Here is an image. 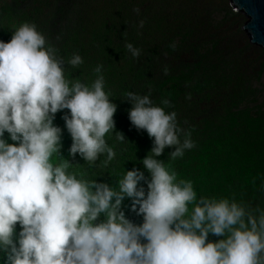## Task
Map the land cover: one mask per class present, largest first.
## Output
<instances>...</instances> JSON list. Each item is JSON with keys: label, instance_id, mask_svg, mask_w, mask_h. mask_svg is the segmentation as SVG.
<instances>
[{"label": "clouds", "instance_id": "obj_1", "mask_svg": "<svg viewBox=\"0 0 264 264\" xmlns=\"http://www.w3.org/2000/svg\"><path fill=\"white\" fill-rule=\"evenodd\" d=\"M125 47L140 56L132 43ZM58 53L31 22L15 27L8 42L0 40V264H264V208L234 197H198L191 179L157 159L166 147L176 160L196 145L177 113L165 110L170 101L155 104L151 89L124 98L131 124L152 138L151 154L141 161L150 178L133 168L109 184L70 171L80 164L60 153L55 114L68 110L62 115L72 141L68 155L78 154L89 167L104 157L106 168L116 157L106 135L114 132L117 106L105 90L102 65L91 83L69 79L67 67L84 60ZM125 197L141 223L126 217ZM210 233L221 238L208 240Z\"/></svg>", "mask_w": 264, "mask_h": 264}, {"label": "rangeland", "instance_id": "obj_2", "mask_svg": "<svg viewBox=\"0 0 264 264\" xmlns=\"http://www.w3.org/2000/svg\"><path fill=\"white\" fill-rule=\"evenodd\" d=\"M78 9L82 16L74 15ZM229 10L227 0H0V40L8 42L27 18L36 25L48 21L51 34L45 35L51 38L71 24L75 29L67 32L68 38L62 36L64 46L81 55L84 63L77 69L67 67L69 79L91 83L93 69L103 66L105 90L117 106L114 132L126 138L117 141L110 132L106 140L116 157L124 150L119 163L124 171L137 168L150 178L141 161L150 152L152 138L131 124V104L124 98L128 91L144 95L151 89L155 104L170 101L165 110L177 113L178 123L191 131L196 145L176 160L168 156L174 148L166 147L157 159L178 178L191 179L198 197H234L264 208L263 50L248 48L241 30L245 16ZM140 19L145 21L142 29L137 27ZM128 42L141 49L139 57L130 55ZM176 54L186 56V61L176 64ZM138 66L141 70L132 81L139 83L131 85L127 77ZM67 112L58 111L53 121L62 129L63 157L72 142L63 126ZM220 238L208 235L211 241Z\"/></svg>", "mask_w": 264, "mask_h": 264}, {"label": "trees", "instance_id": "obj_3", "mask_svg": "<svg viewBox=\"0 0 264 264\" xmlns=\"http://www.w3.org/2000/svg\"><path fill=\"white\" fill-rule=\"evenodd\" d=\"M77 14H79V16H82L83 15L82 9H78L77 13H75L74 15H77ZM74 15L70 14V17L74 18ZM27 20H28V18H27ZM27 20H26V22H28ZM33 23H35V22H33ZM46 24H48V21H42L41 23H38L37 24L39 26L38 29L43 31V33H46L45 31H48V33L50 35L51 31L47 29L48 27L46 26ZM73 28L74 27L71 24H66L64 29L62 30V34L57 36V37H59V39H57V37L56 38L52 37L53 38L52 39L49 35H46L47 38L49 37L48 40L49 39L51 40L50 43H52L55 47L58 48V50H59L58 54L60 56L65 57V58L70 57L73 54V52L69 53L68 49L65 48L62 36L66 35V38H68L67 32L72 31ZM185 59H187L186 56H184L182 54H176V59H175L176 62L175 63L177 64L178 61L185 62L186 61ZM138 63H139L138 60H136L134 64H136V66H137ZM132 67L133 66H131V68ZM140 70H141V67H139V66H138V69L136 68V71H134V69H133L131 71V73L129 74V76L127 77V83H130L131 85L132 84H135V85L138 84L139 81L136 80V78L134 81H132V78L136 77L135 76L136 73ZM123 155H124V150L123 149L119 150V156L115 157V159L113 161H111L106 168L103 167V164H102L103 161L102 160L97 161V164L95 167H89L78 154L75 156V159L73 160V158L68 155V150H67V154H65L64 157L72 163H79L80 164L79 166H74L73 168H71L70 171H74L77 173L83 172V173H85L86 179H95L97 182H106L109 184H115L116 180L114 178H116L118 180L119 177L117 175H120V173L122 175L125 172L124 171L125 168L123 167V163L121 165H119V163L121 161H123V158H122ZM140 184L143 185L141 182H140ZM144 188H145V186H144ZM130 203H131L130 198L125 197L124 201L122 202V208H123L125 215L128 219H130L134 223L139 224L142 222V216L136 215L135 212H133L129 209L128 205H130ZM100 219H103V215H101ZM17 231H19V225L18 224H17Z\"/></svg>", "mask_w": 264, "mask_h": 264}, {"label": "water", "instance_id": "obj_4", "mask_svg": "<svg viewBox=\"0 0 264 264\" xmlns=\"http://www.w3.org/2000/svg\"><path fill=\"white\" fill-rule=\"evenodd\" d=\"M230 12L245 16L241 30L247 37L248 48L263 50L264 56V0H227Z\"/></svg>", "mask_w": 264, "mask_h": 264}]
</instances>
